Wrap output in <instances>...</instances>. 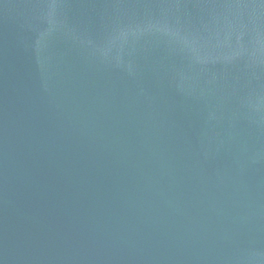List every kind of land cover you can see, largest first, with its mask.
I'll return each instance as SVG.
<instances>
[{
  "label": "water",
  "instance_id": "obj_1",
  "mask_svg": "<svg viewBox=\"0 0 264 264\" xmlns=\"http://www.w3.org/2000/svg\"><path fill=\"white\" fill-rule=\"evenodd\" d=\"M0 264H264V0H0Z\"/></svg>",
  "mask_w": 264,
  "mask_h": 264
}]
</instances>
